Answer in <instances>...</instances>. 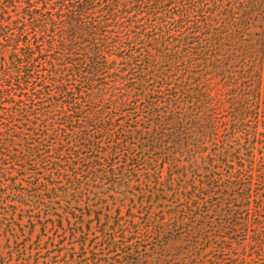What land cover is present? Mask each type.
Masks as SVG:
<instances>
[{"label":"trees","instance_id":"trees-1","mask_svg":"<svg viewBox=\"0 0 264 264\" xmlns=\"http://www.w3.org/2000/svg\"><path fill=\"white\" fill-rule=\"evenodd\" d=\"M11 209L22 264H264V0H0Z\"/></svg>","mask_w":264,"mask_h":264},{"label":"rangeland","instance_id":"rangeland-1","mask_svg":"<svg viewBox=\"0 0 264 264\" xmlns=\"http://www.w3.org/2000/svg\"><path fill=\"white\" fill-rule=\"evenodd\" d=\"M110 203L112 204L113 202ZM111 208H112L111 210H109V208L104 209V212L102 214L104 218L105 215L108 213H111L113 217L118 216L119 211L117 207L112 205ZM10 212L14 213V216L9 218L10 220L9 223L12 225V228L7 227L6 225L0 226V253H1L0 255H2L4 258V261L0 259V264H22L21 261L22 258L17 253L20 249H23L24 247L26 249H31V248L38 249L39 247H42L45 243L47 242L50 243L51 238H57V236L63 234V231L59 229L56 230L52 223L48 224L46 229H43V226L41 224H38V222H36V226H33V224H31L28 218L29 214L26 213L24 214L18 210L14 211L12 209L10 210ZM59 213L62 214V211H60ZM120 214L122 216H126L128 214V208L122 209V211H120ZM95 215L96 213H92V218H94ZM65 217L66 216L64 215V218ZM54 220H55V224L58 227H60L63 220L60 221V217L58 216H54ZM71 222L75 223V220L72 219ZM82 222L84 224V228L86 229V231H88L89 228H91L90 232H94V231H101V229H104L102 225L106 223V219H104L101 225H99L97 222L94 223L91 222L90 218H86L82 220ZM68 224H69L68 220L65 219L63 222L64 228H68ZM13 235H17V237L20 239L19 243L15 242L14 240L15 237H13ZM9 239L11 240L10 242ZM9 247L14 254L10 255ZM238 253H240L237 255L240 256V261H241L242 249H239ZM42 254L45 255V252H43ZM38 260H39L38 255H36V252H34L31 263L36 264ZM247 260L250 261V258H248ZM227 263L230 264V261H227Z\"/></svg>","mask_w":264,"mask_h":264}]
</instances>
